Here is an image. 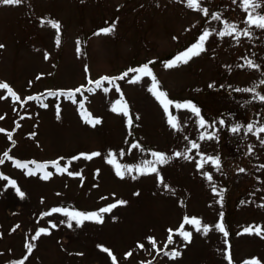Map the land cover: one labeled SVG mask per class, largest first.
Returning <instances> with one entry per match:
<instances>
[{
	"label": "rangeland",
	"instance_id": "rangeland-1",
	"mask_svg": "<svg viewBox=\"0 0 264 264\" xmlns=\"http://www.w3.org/2000/svg\"><path fill=\"white\" fill-rule=\"evenodd\" d=\"M200 6L209 10L208 16L187 7L186 0L0 4V82L19 97L16 100L7 89H0V129H4L0 158L5 151L11 157L0 163V173L15 180L24 193L20 198L14 188L5 187L7 180L0 179V260L23 255L30 232L43 228L48 234L33 241L35 247L22 259L24 264H113L101 246L112 252L116 264H142L143 260L228 264L226 251L232 264L253 258L264 264V237L239 234L248 226L264 229V133L258 139L246 132L248 124L254 130L264 124V101L256 98V93L264 95V29L252 28L251 37L235 33L221 37L218 33L225 22L235 24L241 33L248 27L240 0H201ZM258 11L264 12V7ZM211 13L220 14L221 19L213 20ZM47 20L58 21L60 32L42 25ZM113 26L110 33L101 32ZM205 30L211 33L205 51L177 67L164 66L177 55L173 54L176 50L195 44ZM145 59L149 61L140 62ZM249 60L259 67H248ZM144 64L160 90L180 97L191 95L177 102L191 101L215 128H200L190 111L170 107L181 124L179 131L171 128L163 107L149 91L151 77L129 83L136 75L129 73L114 84L102 81L99 88L89 83L102 76L120 77L123 69ZM77 88L81 92L72 98L55 95ZM246 88L255 93L237 91ZM117 101L127 104L128 116L112 111L114 105L119 107ZM88 116L100 123L86 122ZM234 126H240V131L233 133ZM213 131V139H199L201 133ZM190 141L200 145L188 152L190 159L174 155L185 153ZM94 152L100 155L85 158ZM152 152L170 157L166 164H155L156 173L145 166L155 161ZM109 153L114 164L108 163ZM202 157L219 158V170L210 162L198 169ZM48 160L67 171H58ZM16 161L31 167L48 163L47 171L26 175V169L15 167ZM117 164L139 166L147 174L133 171L121 178L116 174ZM44 173L51 176L42 179ZM217 193H222V201ZM121 200L126 203L99 213L101 223L87 220L77 226L72 221L69 227L63 212H51L53 208H80L79 212L98 213ZM185 217H195L211 230L204 235L184 224L183 230L192 233L186 242L178 231ZM221 219L227 237L215 229ZM173 251L180 254L165 255Z\"/></svg>",
	"mask_w": 264,
	"mask_h": 264
},
{
	"label": "snow or ice",
	"instance_id": "snow-or-ice-1",
	"mask_svg": "<svg viewBox=\"0 0 264 264\" xmlns=\"http://www.w3.org/2000/svg\"><path fill=\"white\" fill-rule=\"evenodd\" d=\"M22 2V0H0V4L3 5H18ZM233 2L235 3L236 0H233ZM201 5V0H186V6L193 9V10H198L200 12H202L205 16L209 15V10L207 8H203L200 6ZM240 6L241 8L245 11L246 18H245V24L248 26L247 28H245L243 30V32L241 33L240 31L237 30L236 25L232 24V23H228L225 22L224 24V29L222 31H219V36L224 37V36H231L235 33V35L237 37H239L241 34L244 36H248L251 37L252 32L251 29L252 28H260V29H264V12H260L258 11V9H260L261 7H264V0H240ZM211 17L213 20H220L221 16L218 13H211ZM42 25L43 24H47L49 26H51L53 29H56L57 33L60 32L61 29V25L58 21L55 20H47V21H42L41 22ZM114 26L112 28H105L102 29L101 32L104 34H108L111 31H113ZM99 34V33H97ZM211 35V33L207 30H205L203 32V34L198 38V41L191 45L189 48H187L185 51L178 53L172 61L165 63V67L166 68H173V67H177L180 64H184L187 63L192 57L194 56H198L200 55V53H202L203 51H205L204 48V44L205 41L208 39V37ZM57 45H59L60 43V39L59 36H57V40H56ZM79 43V42H78ZM0 48H3V45H0ZM149 63H152L151 61ZM247 66L248 67H259L258 65H255L253 61L249 60L247 61ZM129 73H136L135 76H133L131 79H129V83H137L139 82L143 77H151L152 79V86L151 88H149V91L153 93V95L156 97V99L159 101V103L161 104V106L164 109L165 114L168 117V124L171 128H173L174 130L179 131L181 129V124L178 121L177 117H175L174 115H172V113L169 111L170 107H173L177 110H188L190 111L192 114H194L198 120V126L200 128H206V127H213L215 128V125H208L207 122L204 120L203 117H201V113H200V109L194 105L191 101H186V102H176V101H172L171 99L168 98V95L166 92L162 91L159 89V84L158 81L156 80L155 76L152 73V70L149 68L148 64H144L138 68H129L126 72H124L120 77H114V78H109V77H102L100 80H96L95 82L93 81H89V83H95L96 88L101 87V83L102 81H108L109 83H113L115 82V80L117 79H124L125 77H127L129 75ZM262 84H264V81H261ZM209 87H212V85H209ZM0 89H7L9 95H11L14 99L18 100L19 97L16 95L15 92H13V90L11 89V87L7 84V83H3L0 82ZM87 91L91 92L93 91V89L89 88L86 89ZM105 92L108 91L107 88L104 89ZM117 91H119V88H117ZM237 91H244V92H253L255 93V89H237ZM81 92L80 88L75 89L74 91H69L67 93L64 92H58L55 93V95H66L68 98H72L75 93H79ZM3 97H0V99H2ZM256 98L264 101V95H260L258 93H256ZM28 99H33V97H28ZM73 102L75 103L76 101L73 100ZM117 105H119V107L117 106H113L112 111L114 112H122L125 116H128V110H127V104L122 103L121 101H117ZM81 109H83V103L80 104ZM0 119H3V117H0ZM86 122L88 123H92L93 126L95 124H99L100 120L99 119H95L93 120L90 116L87 117ZM128 125L131 126L132 124V120L129 119L127 121ZM220 124L223 125L224 121L221 120ZM233 133L239 132L240 131V126H234L230 129ZM4 129H0V132H3ZM246 132L248 133H252L253 135H256L258 139H260V134L264 133V124H262L260 127L255 128L254 130V125L253 124H248L246 127ZM216 136V132L213 131L211 133H201L199 139L203 140V139H213ZM8 138L9 140L12 139V134L8 133ZM187 139V137H186ZM261 143L264 144V139H261ZM133 148H138L139 144H133L132 145ZM200 145L194 141H190V148L185 152V153H180V152H176L174 153L175 156L179 157L181 155H183L184 159H190V156L188 155V152H191L193 149H199ZM251 151V149H249ZM199 154V153H198ZM83 155V154H82ZM100 155V153H91L89 155H86L85 158L86 159H91L94 156H98ZM120 155H124L123 152L120 153ZM152 156L155 157V161H149L147 162V164L145 165L146 167L150 166V171L153 173L157 172V168L155 167V164H166L168 163L170 157L166 156L164 153H160V152H152ZM109 159H108V163L110 164H114V158L112 156V153H109ZM4 158L7 159H11V157L9 156V153L7 151H5L3 153V157L0 158V163H3ZM73 159H76V157H74ZM202 161L203 162H197V168H202L204 163H211L214 167L217 168V170H219L220 167V161L219 158H214V157H202ZM15 163V167L17 168H23V169H28L26 171V175H35L36 174V170H41L45 167H47L46 164H37L35 165V169H29L28 168V164L27 163H21V162H14ZM33 164H35V162H32ZM53 166H56L58 168V171L60 172H64L67 171L66 168H59L58 165H56L55 162H53ZM116 167V174L117 176H120L121 178H124L125 173L131 175V173L133 171H136L138 174H147L143 168L141 167H136L135 169H133L131 166H121V165H115ZM264 167V166H261ZM123 169V170H122ZM241 172L245 171L243 168L240 169ZM69 175H73V173H69ZM204 175L206 176V178L211 181L212 180V176L208 173H204ZM51 176V173H44L41 178L42 179H48ZM137 176H132V179H136ZM0 179L3 180H7V185L5 187H12L15 189L17 195L20 198L24 197V193L20 190L19 187L16 186V181L12 180L6 176H4L2 173H0ZM162 182V181H161ZM165 188H167L168 186L165 184L164 185ZM213 191L216 192L215 187L213 186ZM218 195L221 196V201H222V193H217ZM220 202V201H218ZM126 203L125 201H117L116 204H112L109 205L107 207L101 208L99 209V212H92V213H84V212H79V211H68L67 209H61V208H53L51 210V212H63L64 215H66L68 217V226L71 227L72 226V221H75L77 226H80L84 221L87 220H94L97 223H101L103 221V217L99 214V213H106L111 211L112 208L116 207L118 204H124ZM51 213H43L42 215H50ZM222 217V214H221ZM184 224H191L193 226H195L196 231L197 232H201L204 235H207L208 232L211 230L210 227L208 225H201V221L195 217L193 218H188L185 217L184 218V223L181 224L179 231V234L183 237V239L186 242H190L191 240V236L192 233L184 231ZM53 227H55V225H53ZM215 229L218 230L219 232L223 233L225 237L228 236V232L225 229V226L222 222V219L220 222H217L215 225ZM172 230H169V236H168V243L171 244L172 243V234H171ZM256 234L259 236L264 237V229H262L260 226H248L245 227L243 229L242 233L239 234ZM42 234H48L46 229H39L36 234L34 236H32V240L35 241L37 240ZM151 239V238H150ZM225 243L227 244V240L225 241ZM153 245H154V241H153ZM167 246V245H166ZM28 253L30 254L33 250V248L35 247V244L33 243H26L25 245ZM139 247H143V245H139ZM101 250L108 253V255L111 257L113 264H116V257L112 254V252L107 249V248H103L101 246ZM180 253L178 251H173L171 253H165V255H169L170 258H175L176 256H178ZM131 253H127L126 256H130ZM27 259V256L24 257V260ZM225 259L228 260V264H232V258L229 252H225ZM24 260H20V261H13L12 264H24ZM148 264H151V261L148 262ZM244 264H260V261H258L257 259L253 258L251 260H246L244 261Z\"/></svg>",
	"mask_w": 264,
	"mask_h": 264
},
{
	"label": "trees",
	"instance_id": "trees-1",
	"mask_svg": "<svg viewBox=\"0 0 264 264\" xmlns=\"http://www.w3.org/2000/svg\"><path fill=\"white\" fill-rule=\"evenodd\" d=\"M189 45H191V44H188V43L185 44V45L182 46L180 49L176 50V52L173 53V54H178V53H181V52L185 51L187 48L190 47ZM169 58H171V55H170V54H169V56L167 57V59H169ZM165 59H166V58H165ZM148 61H149L148 59H145L144 61H140V62L143 63V62H148ZM136 64H138V63H136ZM135 66H137V65H135ZM126 71H127V69L125 68V69H123L122 72H126ZM164 92L167 93L169 99H171L172 101H176V102L179 101V100H180V101H181V100H189V99L192 98L191 95H187L186 97L176 96V95H174V93L171 94L168 90H164ZM76 210L80 211L81 209H80V208H77ZM38 230H39V229H34V230H32V231L30 232L29 236H28L27 239H26V243H32V242H33V240H32L31 238H32V236H34V235L36 234V232H37ZM33 244H35V242H33ZM25 250H26V252H25L23 255H21V256H10V257H8V258H6V259H2V260H0V264H12L13 261H20V260L24 259L25 256H28V255H29V253H28L26 247H25ZM143 262H145L144 264L147 263V262L144 261V260H143Z\"/></svg>",
	"mask_w": 264,
	"mask_h": 264
}]
</instances>
